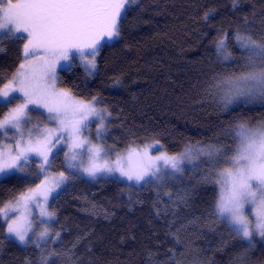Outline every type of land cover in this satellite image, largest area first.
<instances>
[{"label":"trees","instance_id":"1","mask_svg":"<svg viewBox=\"0 0 264 264\" xmlns=\"http://www.w3.org/2000/svg\"><path fill=\"white\" fill-rule=\"evenodd\" d=\"M206 12L210 15L204 19ZM237 29L253 38L264 36V0H238L235 6L233 0H139L127 13L120 37L102 43L96 73L88 77L75 62L70 70L58 69L60 86L78 96L100 97V106L112 114L104 134L116 149L157 139L154 152L175 153L197 142L234 147L222 131L234 126V118L250 127L264 120V104H238L221 113L218 97L207 91L217 74L244 70L247 53L234 40ZM222 33L228 34L231 61L217 56L215 40ZM0 47V76L7 82L22 60V43L5 39ZM191 169L189 178L176 180L168 190L170 184L143 188L110 177L72 181L50 200L61 251L72 249L78 264H159L169 258V249L184 264H232L247 245L215 221L216 186L198 183L201 171ZM39 182L29 173L6 176L0 180V200ZM169 192L173 201L176 193L186 192V202L172 203L165 195ZM150 252L155 256L150 258ZM38 258L37 249L15 241H5L0 249V264H37ZM251 259L264 264V240L257 241Z\"/></svg>","mask_w":264,"mask_h":264},{"label":"snow or ice","instance_id":"2","mask_svg":"<svg viewBox=\"0 0 264 264\" xmlns=\"http://www.w3.org/2000/svg\"><path fill=\"white\" fill-rule=\"evenodd\" d=\"M138 3L139 0H0V45L5 39L22 43V62L7 82L0 76V177L29 173L40 180L34 187L12 194L7 201L0 200V249L5 241H15L39 250L37 264H56V257H64L66 264H78L72 249L57 252L48 248L49 241L55 243L61 236L52 227L56 212L49 210L50 200L58 199L72 181L81 176L96 179L118 174L132 185H159L169 177L182 178L185 164L196 168L193 161L202 158L209 167L201 170L198 183L216 186L211 215L247 245L232 264H261L251 259V252L257 237L264 240V122L250 127L248 121L234 118V126L222 130L225 137L233 138L234 147L197 142L185 144L179 153L152 155L160 144L157 139L142 146L134 142L125 149V156L114 147L95 145L84 136L93 121L99 122L97 140L107 130L105 122L112 114L106 106H100V97L78 96L71 88L59 86L58 67L66 65L70 70L79 61L89 76L96 73L102 43L120 37L127 13ZM236 3L238 0H233L234 6ZM209 15L206 12L204 19ZM227 39L228 34L222 33L215 47L218 58L231 61ZM234 40L247 53L244 70L239 74H217L207 89L218 97L221 113L229 112L238 103L264 104V36L253 38L237 29ZM119 84V78H114V85ZM60 152L63 170L56 172ZM33 164L35 169L31 170ZM165 195L172 203L187 200L186 192L176 193L175 201L171 192ZM180 242L176 235L175 243ZM166 255L169 258L159 264H184L172 249ZM154 256L149 253L150 258ZM25 264L33 262L26 260Z\"/></svg>","mask_w":264,"mask_h":264},{"label":"rangeland","instance_id":"3","mask_svg":"<svg viewBox=\"0 0 264 264\" xmlns=\"http://www.w3.org/2000/svg\"><path fill=\"white\" fill-rule=\"evenodd\" d=\"M22 62V60L20 61V63ZM78 63H79V61H77ZM19 63V64H20ZM64 67H67L66 65L64 66ZM62 67H58V69H61ZM84 68V67H83ZM58 69H57V71H58ZM88 77H92V76H89V75H87ZM60 86V85H59ZM61 88H64V87H62V86H60ZM238 104H243V103H238ZM238 104H236V105H238ZM256 104H261L260 102H254L252 105H256ZM236 105H233L232 107H234V106H236ZM245 105V104H244ZM231 107V108H232ZM6 111H7V108H6ZM36 116H37V113H33V118H34V120H35V118H36ZM262 122H264V120H261V121H259L257 124H255V125H253V126H251V127H256V126H258L259 124H261ZM99 123V122H98ZM98 123H94V122H92V124H91V127H90V129L88 130V131H86L85 133H84V136H86V137H88L89 139H91V141H92V143L93 144H95V145H103L105 148H108L109 146H111V147H114L111 143H109L107 140H106V137H105V134L103 135V137H102V139L101 140H97L96 139V136H95V133H96V127H97V124ZM209 144V143H208ZM140 145H143V144H140ZM128 148V146H126L125 148H121V149H116V148H114L115 150H116V152H120V153H122V154H124L125 156L127 155V153L125 152V149H127ZM161 152H167L166 150H164V149H162L161 151H159V150H157V151H155L154 152V150L152 151V155H159ZM180 152V151H179ZM179 152H175V153H179ZM168 154H175V153H173V152H167ZM59 155H60V160H57V161H55V165H56V168L54 169V171H56V172H58V171H61V170H63L61 167H60V165H61V162H62V160H63V152H60L59 153ZM112 155V158H114V153L113 154H111ZM104 159H108V157H105ZM194 163H196L197 165H198V167H196L195 169L197 170V171H201L202 169H204V168H202V158L201 159H199V160H194L193 161ZM207 164V163H206ZM209 166V165H208ZM32 168L33 169H35V165L33 164L32 165ZM190 168H192V166H191V164H185V171H184V174H183V177L184 178H189L193 173H194V170L193 169H191L190 171H189V169ZM207 168V167H206ZM22 174V173H21ZM4 177H6V176H4ZM4 177H0V180L2 179V178H4ZM83 178H85V179H89V180H95V179H92V178H90V177H88V176H82ZM104 177H110V178H116V179H119V180H121V181H124V182H128V181H126V180H123V179H121V178H119L118 177V174L117 175H114V176H102V177H98V178H104ZM97 179V178H96ZM180 181V177H176V178H172V177H169V178H167L162 184H159L160 186H162L163 184H170V185H166V187L167 188H165V190L167 189H170L177 181ZM176 181V182H175ZM152 185H156L157 186V184H150V185H144V186H138V187H143V188H147V187H152L153 188V186ZM160 186H158V187H160ZM49 210H51V208L49 209ZM36 211H38V210H36ZM257 241H262L259 237H257ZM20 245V244H19ZM22 246V245H21ZM28 246H32V247H34L33 245H28ZM35 248V247H34ZM48 248H50V249H55L57 252H63V251H61V249H60V247H59V240L57 241V242H55V243H53L52 241H49V244H48ZM36 249V248H35ZM38 250V249H37ZM38 252H39V250H38ZM39 255H40V253H39ZM55 261H56V264H66V259L64 258V257H56L55 258Z\"/></svg>","mask_w":264,"mask_h":264}]
</instances>
